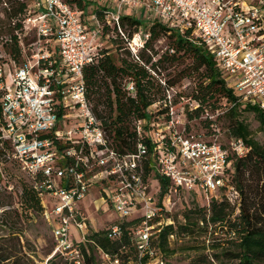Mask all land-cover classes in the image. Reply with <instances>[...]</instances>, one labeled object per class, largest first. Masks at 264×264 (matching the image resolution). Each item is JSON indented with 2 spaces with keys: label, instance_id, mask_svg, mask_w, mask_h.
Wrapping results in <instances>:
<instances>
[{
  "label": "built area",
  "instance_id": "built-area-1",
  "mask_svg": "<svg viewBox=\"0 0 264 264\" xmlns=\"http://www.w3.org/2000/svg\"><path fill=\"white\" fill-rule=\"evenodd\" d=\"M108 1L116 3V9L105 6L104 22L94 16V24L88 27L83 12L65 0H40L38 12L31 15L29 10L25 23L35 29L39 42L54 41V51L41 49L20 65L11 61L13 69L8 72L9 64L0 66V141L9 146L7 159L21 164L29 174L43 203L42 215L53 228L55 249L43 264L55 256L66 264H86L81 246L89 242L90 219L82 203L96 186L102 204L119 215L120 223L140 220L136 245L139 260L148 258L147 264H164L152 241L166 226L175 225L171 213L182 193L198 190L207 205L212 199L225 198L239 213L240 193L231 183L233 163L250 148L242 139L231 138L228 146L218 142L216 117L223 111L203 115L214 132L210 141L204 139L205 134L179 127L180 122L172 117L174 111L167 119L151 120V156L159 175L169 181L163 196L153 191L150 178L145 179L143 161L149 154L145 144L140 142L137 152L130 154L111 147L87 99L83 77L85 66L102 57L101 40L109 37L104 33L106 25L117 27L126 39L120 20L127 14L148 26L157 22L189 32L214 57L239 97L230 107L242 102L264 112V0ZM145 11L147 17L142 18ZM149 38L150 33L141 27L131 40L126 39L136 61ZM126 89L134 94V82L129 81ZM187 107L193 112L201 104L190 100ZM134 125L139 136L146 134L141 121ZM0 174L12 193L13 186L4 183L7 173L2 163ZM73 227L82 235L80 242L72 239ZM108 236L122 238L121 225H112ZM175 238L170 236L171 241ZM97 253L102 264H120L100 248Z\"/></svg>",
  "mask_w": 264,
  "mask_h": 264
},
{
  "label": "trees",
  "instance_id": "trees-1",
  "mask_svg": "<svg viewBox=\"0 0 264 264\" xmlns=\"http://www.w3.org/2000/svg\"><path fill=\"white\" fill-rule=\"evenodd\" d=\"M31 1L0 0V66L8 64L9 60L17 65L24 61L23 42L27 38L22 36L26 30L25 21L29 17ZM65 1L83 13L94 4L93 0ZM105 9L102 6L94 11V15L102 23ZM141 27L150 33V38L142 48L140 61L131 58V53L123 46L119 29L112 27L117 36V39L112 40L116 46L115 51H102V57L85 66L83 70L87 99L106 132L111 147L121 154H130L137 152L140 142L145 144L149 149V154L143 161L145 179L155 181L159 195H164L169 181L160 176L155 168L151 156L149 124L157 116L169 118L170 109H173L172 105L169 108L166 104L167 91L177 82L168 80L163 86L156 81L154 74L164 65L190 59L191 65L184 71L188 70L189 73L200 76L191 100L200 102L201 107L193 112L187 106L184 107L188 121L198 119L205 113L216 114L218 110L222 111L227 107L225 112L216 117V121L222 116L227 117L229 136L244 140L250 148L244 158L235 159L233 163L231 183L240 193L239 213L235 212V208L225 198L212 199L205 206L195 204L184 212L183 222L166 226L152 241V246L165 260L167 254L176 252L171 247V235H175L178 240L189 237L198 242L190 247L196 255L188 264H264V143L255 139L245 118L247 114L254 115L260 130L264 132V112L258 106L242 102L230 107L239 97L222 76L214 57L189 32L181 33L157 22L147 26L144 20L129 15L121 17L120 29L126 39L131 40ZM110 31V27H104L105 34ZM162 38L168 40L169 48L159 54L155 50V43ZM4 53L8 55L7 60ZM158 55L159 58L155 60ZM129 81L134 82V94L126 89ZM160 102H165L166 108L153 110L152 106ZM134 121L142 122L146 127V134H137ZM206 122L209 128L211 121L207 119ZM56 147L63 149L60 144ZM7 152L9 146L0 141V163L3 164L5 172H8L7 165L10 163L21 169V164L7 159ZM3 192H7V189L0 174V194ZM20 199L24 211L21 213L15 208L5 210L4 216L20 220L29 212L43 214L42 200L32 183L23 186ZM139 222V219H131L119 223L123 228L120 239L110 238L109 229L90 230L89 242L81 246L85 263L102 264L97 253L100 248L113 258H118L120 264H147L148 258L139 260L136 245L135 232ZM217 229L221 232L219 236H216ZM0 230L7 233L0 237V264H35L24 251L23 230L18 229L16 224L9 226L1 218ZM56 258L60 257H53L50 264H58L55 262Z\"/></svg>",
  "mask_w": 264,
  "mask_h": 264
},
{
  "label": "rangeland",
  "instance_id": "rangeland-1",
  "mask_svg": "<svg viewBox=\"0 0 264 264\" xmlns=\"http://www.w3.org/2000/svg\"><path fill=\"white\" fill-rule=\"evenodd\" d=\"M40 0H32L30 4L29 10L32 12L31 15H34L38 12L39 7L38 3ZM94 2V1H93ZM104 6H112L116 9L117 5L113 1L99 0L94 2L92 6H89L88 9L83 13L82 20L88 26L92 27V24L95 22L94 11L97 8H101ZM125 14V13H124ZM29 15V13H28ZM127 15V14H125ZM140 17V16H139ZM147 17V12H142V18ZM107 26V25H106ZM148 26V24H147ZM109 27V26H108ZM110 32L108 38H104L101 40L103 44L101 47L102 51L111 50V52L115 51V45L112 43V40L117 39L116 34L113 31V28L110 27ZM122 36V35H121ZM23 38H27L26 41L23 42L24 46V60L31 59L33 55H35L39 50L43 49L45 51L47 48L49 50L54 51L56 46L55 42L52 41L49 44H46L44 41L39 42V36L35 29L27 25ZM123 39V46L127 49L129 47L127 40ZM169 48L168 40L166 38H162L160 41L155 43V50L162 54L167 51ZM129 50V49H128ZM141 50H138L137 55L139 56ZM131 53V58L136 60L134 54ZM5 60L8 59V55L4 53ZM159 58V55L155 57V60ZM8 66L6 65V70L8 72L9 69H13L10 60L8 61ZM191 65V60L187 59L186 61H180L170 65L162 66L157 74H154V77L159 84H163L165 81L171 80L175 81L177 84L167 91V100L166 104L168 107L172 105V109L170 111H174V115L172 117L179 121V127L187 126L191 132L205 134V140H212L213 131L208 128L205 117L201 116L198 119H194L188 121L186 117V112H183L184 107L187 106V102L192 99V94L197 88V84L199 82L200 76L197 73H189V71H184ZM190 74V75H188ZM171 101V103L169 102ZM165 109V102H160L152 106L153 110ZM227 107L222 109L225 112ZM246 121L250 124L251 130L253 131V136L256 140L261 143H264V132L260 130V125L258 121L255 119L254 115H245ZM228 119L225 116H222L217 121V126L219 132L218 142L223 146H228L231 141V137L228 133ZM7 180L4 183L13 186V192H3L0 194V217L1 220L5 221L9 226H13L16 224L18 229L23 230V245L25 246L24 251L31 256L34 260L35 264H43L46 260L52 255L55 249V239L53 237V228L49 219L45 218L39 212H29L21 217L20 220L16 218L6 217L3 214L5 210H13L18 209L21 213L24 211L20 196L22 194V189L25 184H30L32 179L29 174L23 169L19 168L17 165L10 163L7 165ZM152 183L153 191H157L155 181ZM8 184V185H9ZM7 185V186H8ZM97 187L91 189L92 199L91 202L88 203L89 209V219H90V230L91 231H103L109 229L112 225L118 224L121 222V218L119 215L112 209L109 208L108 205H103L100 196L97 194ZM191 193H182L179 197L176 198L175 209L171 213V217L175 224L178 222H183V214L189 208L197 204L198 206L207 205V199L199 194V191ZM96 195V196H95ZM99 209L100 212H97ZM218 233L216 236H219L220 229H217ZM3 230H0V237L6 235ZM72 235L75 241L80 242L82 240V235L80 231L76 228H72ZM201 239H199L200 242ZM196 239H192L189 237H182L180 240L176 239L172 242L171 247L176 250L174 254H167L165 256V260L163 258L164 264H188L189 261L196 255V252L190 247L196 245ZM56 263L64 264L65 261L61 258H56ZM50 264V263H49ZM134 264V263H132Z\"/></svg>",
  "mask_w": 264,
  "mask_h": 264
},
{
  "label": "crops",
  "instance_id": "crops-1",
  "mask_svg": "<svg viewBox=\"0 0 264 264\" xmlns=\"http://www.w3.org/2000/svg\"><path fill=\"white\" fill-rule=\"evenodd\" d=\"M98 188L97 190V194L99 195V190H100V187L99 186H96ZM96 196V195H95ZM91 199H92V195H91V191L89 192L86 200L82 203V208L84 209V211L89 215V209H88V203L91 202Z\"/></svg>",
  "mask_w": 264,
  "mask_h": 264
}]
</instances>
